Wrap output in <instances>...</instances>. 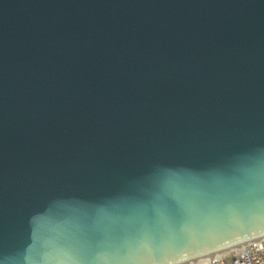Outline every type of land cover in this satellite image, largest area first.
<instances>
[{"label":"water","instance_id":"95a60500","mask_svg":"<svg viewBox=\"0 0 264 264\" xmlns=\"http://www.w3.org/2000/svg\"><path fill=\"white\" fill-rule=\"evenodd\" d=\"M261 240L264 0H0V264Z\"/></svg>","mask_w":264,"mask_h":264},{"label":"built area","instance_id":"2783aa9c","mask_svg":"<svg viewBox=\"0 0 264 264\" xmlns=\"http://www.w3.org/2000/svg\"><path fill=\"white\" fill-rule=\"evenodd\" d=\"M196 264H264V240L249 244L237 251H229Z\"/></svg>","mask_w":264,"mask_h":264},{"label":"bare ground","instance_id":"6f19581e","mask_svg":"<svg viewBox=\"0 0 264 264\" xmlns=\"http://www.w3.org/2000/svg\"><path fill=\"white\" fill-rule=\"evenodd\" d=\"M242 248V247H241ZM240 248H238V249H235L234 251H237V250H239ZM191 264H196V262H194V263H191Z\"/></svg>","mask_w":264,"mask_h":264}]
</instances>
